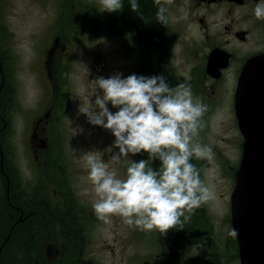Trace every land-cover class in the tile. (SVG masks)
Returning <instances> with one entry per match:
<instances>
[{"label": "flooded vegetation", "instance_id": "af4514ba", "mask_svg": "<svg viewBox=\"0 0 264 264\" xmlns=\"http://www.w3.org/2000/svg\"><path fill=\"white\" fill-rule=\"evenodd\" d=\"M259 2L260 0H173L171 4H164L167 9V24H161V29L158 28L156 31L153 17H156L157 6L153 0H138V12L131 10L130 0H122L123 10L118 12L119 17L111 16L110 21L105 20L113 27L117 20L118 25L121 26L119 32L123 35L125 26H128L125 24L122 27L123 20L130 21L133 26L134 45L131 43V47L134 50V68L131 69L130 75L145 77L163 75L172 87L180 83L194 85L195 87L191 88L194 99L199 98L208 105L207 112L223 114L221 123H225V129L230 135L229 142L234 145L239 158L238 164L245 142L237 115L238 83L247 61L257 54H264V20L255 19L253 11ZM55 23L57 32H60L61 26L64 29L65 22L56 20ZM67 30L76 32V37L70 41L71 43H79L87 39L90 35H85L84 31L91 34L88 28L85 30V23H76L72 19L67 20ZM161 33L166 40L164 53L158 50V43L162 39ZM0 54L7 64L10 58L7 43L0 44ZM47 63L52 66L51 57ZM57 63L66 67L70 61L66 57L65 60ZM75 67L76 63L71 62L70 67H66L67 75L69 69L74 70ZM78 69L79 67L74 71L77 72ZM75 75L73 74L68 81L65 77L64 82L66 84L67 81V85L62 84L61 89H59L60 84L52 80L53 91L50 102L69 91L68 87L74 83ZM48 76L51 77V71L48 72ZM79 78L81 84L89 80L87 76L79 75ZM60 101L61 99L57 100L29 121L28 153L34 156L38 168L33 170L32 178L25 183L33 180L35 186H41L47 181L48 172L51 173L52 182L63 197L58 196L57 203L63 202V207L66 203L69 204L58 213L56 218L62 225L61 247L69 253L65 259L72 264H79L78 259L82 255L79 246L84 240L80 230L84 229V222L73 214L79 208L76 202L79 196L77 184L79 179L74 173L80 175L82 169L78 159L71 158V148L68 147L69 154L66 153L65 144L59 142L55 146L56 136L62 127L59 116L66 112L64 106H60ZM23 123L21 117L14 118L9 111L0 112V264H43L42 254L39 253L37 246V234L44 224L41 206L43 192L31 187L28 204L21 200L14 206L20 216L11 222L10 180L15 178L19 187L24 184L15 168L16 159L10 156L11 148H14L12 141L15 142V139H19L25 132ZM259 124L260 120L257 118L248 119L244 123V128L257 129ZM203 125L200 134L206 132V129L210 130L204 124V117ZM199 142L201 143L200 140ZM142 159H148L147 153L137 154L135 161L139 162ZM49 162L51 167L44 169L42 165L48 166ZM191 162L201 173L202 159L193 158ZM151 166L154 170H158L160 161H152ZM81 178L83 179L82 176ZM20 197L24 199L23 196ZM27 207H31L32 210H26ZM83 208L80 205V209ZM228 208L231 211L230 201ZM65 215L69 218L65 219ZM226 219L228 227L231 226L233 229L230 215ZM16 228L21 229L19 232L21 237L16 247L12 248L11 235L12 230ZM154 235L151 246L155 245V249L152 259L147 264H242L237 236L232 238L225 235L218 238L217 223L211 221V215L204 205L196 209L191 219L182 227L178 225L169 230L167 235L154 231ZM17 246L23 258H17ZM219 252L224 256V260L217 258Z\"/></svg>", "mask_w": 264, "mask_h": 264}, {"label": "rangeland", "instance_id": "374dc122", "mask_svg": "<svg viewBox=\"0 0 264 264\" xmlns=\"http://www.w3.org/2000/svg\"><path fill=\"white\" fill-rule=\"evenodd\" d=\"M0 3L4 20L10 31L9 37L12 35V40H9L8 44L14 55V63L9 61L6 64L0 54V112L3 113L6 110L14 118L21 117L24 120L23 129L25 130L19 139H15V142L12 141L14 148L10 147V158L16 159L15 168L24 184L19 187L15 178L10 180L11 222L20 216L14 206L18 205L21 200L28 204L27 199L31 195L30 188L41 190L43 192L41 206L44 224L37 234V246L39 253L42 254V263L72 264L71 261L65 259L69 253L61 247L62 225L56 220L58 213L69 204L66 203V206L63 207V202L57 203L58 196L62 197V194L57 192L50 172H48L47 181L41 186H35L33 180L25 183L32 178L33 170L38 168V162L34 160V157L30 158L31 154L28 153L29 121L38 116L45 109L47 103V107H50L61 99L60 106H64L66 112L59 116V123L62 124V127L56 136L55 146L59 142L65 144L66 153L69 154L68 147L71 148V158L78 159V164L82 169L80 175L83 177L82 179L78 173H74L79 179L77 183L79 196L76 200L79 208L73 214L79 216L84 222V229L80 230L84 240L79 246L82 255L78 259V263L147 264L152 259L155 249V245L151 246V240L155 238L154 231L147 232L130 227L118 216L111 217L110 222L105 223L94 214L92 202L95 197L92 185L86 179L85 154L98 151L103 154L102 159L109 162L110 155L119 150L113 148L109 153L107 149L113 145L115 139L112 133L100 126L90 124L87 117L79 113L81 103L87 104L89 97L94 94L95 84L93 81L97 77L108 78L119 73L122 78H126L131 74V69L134 68V50H132L131 43L128 46V38L119 32L121 26L118 25L117 20L114 27L111 23L105 22V20L110 21L112 17H104L110 13L100 11L99 0H12L9 8L5 0H0ZM68 19H72L76 23H85V30L88 28L91 34H87L85 31L84 33L90 36L79 43L69 42L74 40L76 32L67 30ZM56 20H60L61 23L65 22L64 29L61 26L58 35L54 29ZM0 23H2L1 16ZM41 26L42 30L38 34ZM124 26V32L130 30L131 41L134 45V29L131 22L123 20L122 27ZM0 35L2 38L6 37L4 29ZM38 35H41L40 39H38ZM53 48H55L54 51H52ZM50 57L53 61L51 67L47 63ZM66 57L70 63H76L75 69L79 67L77 72L74 71L75 69H69L68 75L64 73L66 67H70V63L63 67L57 61L65 60ZM47 68L51 71L52 80L55 78L57 83L64 85H67L68 79L76 74L74 83L68 87L69 91L64 96L55 97L51 102L52 88L46 78ZM7 72H10L7 80H1V77L4 78ZM79 75L87 76L89 80H85L81 84ZM93 75H95L94 78ZM65 77H67L66 84ZM8 86L11 89L10 94L7 92ZM190 86L191 88L195 87L194 85ZM97 92L102 94L101 90H97ZM91 100L94 102V95ZM107 107L113 113L118 111V108H113L110 103ZM222 116V113H205L204 124H207L210 130L206 129V132L199 136L201 144L212 150L211 159H202L200 169L201 179L205 180L216 193V198L204 206L211 215V221L217 223L218 238L228 235L226 233L228 229H231V226L228 227L226 212L230 193L233 190L232 175L235 171V162L237 161L238 165L239 161L234 145L229 142L230 135L225 129V123H221ZM129 158L135 161L136 155L129 154ZM36 159L38 160V158ZM42 166L44 169H49L51 164L49 162L48 166ZM127 166L126 160L118 165H110L117 169L120 178L124 177ZM20 196H23L24 199H21ZM80 205L84 208L80 209ZM25 209L32 210L31 207ZM26 217L29 218L27 215ZM64 218L68 219L69 217L65 215ZM20 230L19 228L12 230V248H15L16 243L20 241ZM16 256L23 258L19 252V246L16 248Z\"/></svg>", "mask_w": 264, "mask_h": 264}, {"label": "clouds", "instance_id": "9594fccd", "mask_svg": "<svg viewBox=\"0 0 264 264\" xmlns=\"http://www.w3.org/2000/svg\"><path fill=\"white\" fill-rule=\"evenodd\" d=\"M157 6L156 21L167 24L164 4L173 0H153ZM101 12H119L122 0H99ZM133 12H138V0H130ZM254 17L264 20V0L254 8ZM95 100L89 97L81 103L79 113L88 122L108 130L114 136L113 148L119 151L110 155L109 162L98 151L85 154L86 179L92 185V208L96 217L110 222L118 216L122 221L141 231H159L167 235L169 230L181 227L191 219L195 210L216 198L214 189L201 179V173L191 162L193 158L211 159L210 147L199 142L203 117L208 105L194 99L191 86L180 83L175 87L166 77L138 76L126 78L117 73L108 78L97 77ZM97 90H101L102 94ZM118 108L115 113L107 107ZM147 153V160L133 161L135 156ZM98 153V154H97ZM128 162L123 178L111 164ZM159 160L154 170L152 161ZM232 238L235 229L228 231Z\"/></svg>", "mask_w": 264, "mask_h": 264}, {"label": "water", "instance_id": "95a60500", "mask_svg": "<svg viewBox=\"0 0 264 264\" xmlns=\"http://www.w3.org/2000/svg\"><path fill=\"white\" fill-rule=\"evenodd\" d=\"M237 102L246 140L231 197L232 223L244 264H264V54L246 63ZM255 118L260 120L257 129L244 128L246 120Z\"/></svg>", "mask_w": 264, "mask_h": 264}, {"label": "trees", "instance_id": "16d2710c", "mask_svg": "<svg viewBox=\"0 0 264 264\" xmlns=\"http://www.w3.org/2000/svg\"><path fill=\"white\" fill-rule=\"evenodd\" d=\"M146 6H147V5H146ZM153 16H154V15H153ZM153 18H154V28H155V30L157 31L158 28L161 29V28H160V27H161V24L158 23V22L156 21V17H155V16H154ZM161 37H162V39H161L160 42L158 43V50H159L160 52L164 53V51H165V49H166V40H165V38L163 37V33H161ZM200 216H201V214H200ZM217 258L224 260V256H223L220 252L217 254Z\"/></svg>", "mask_w": 264, "mask_h": 264}]
</instances>
